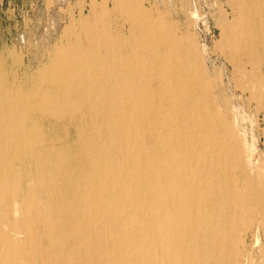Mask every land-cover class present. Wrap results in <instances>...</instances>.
Segmentation results:
<instances>
[{
  "label": "bare ground",
  "instance_id": "1",
  "mask_svg": "<svg viewBox=\"0 0 264 264\" xmlns=\"http://www.w3.org/2000/svg\"><path fill=\"white\" fill-rule=\"evenodd\" d=\"M237 3L228 60L260 104L264 0ZM89 11L24 79L0 63V264H23L33 239L37 264H241L239 234L264 232V178L245 168L221 84L139 0Z\"/></svg>",
  "mask_w": 264,
  "mask_h": 264
},
{
  "label": "rangeland",
  "instance_id": "2",
  "mask_svg": "<svg viewBox=\"0 0 264 264\" xmlns=\"http://www.w3.org/2000/svg\"><path fill=\"white\" fill-rule=\"evenodd\" d=\"M237 2L238 0H139L148 16L146 17L158 18L161 14L158 20L167 21L166 24L172 26L171 31L176 36L186 39V43L195 48L197 58L203 64L201 66L207 69L210 79L221 84L222 104H225L228 112L223 113L230 118L238 134L245 168L264 178V99L257 104L235 87L236 82L242 83V80L239 81L228 60L230 54L226 48V36L223 35L225 25L236 22L232 8ZM90 3L91 0H0L2 67L17 72V76L24 79L26 75L46 65L49 57L66 42L67 32L78 28L80 22L90 17ZM110 23L113 29L123 30L124 35L130 25L116 14L111 15ZM25 70L27 74L22 75ZM63 130L61 127L56 129L58 133ZM66 132V137L71 139L74 132L71 124H67ZM1 214L0 208V216ZM19 235L17 236L20 238ZM239 236L243 237L244 244H239L238 248L244 254L238 256V261L241 264H261L263 230H259L256 223H253L249 230ZM32 242H29L31 246L28 243L26 245L27 254L23 260L26 264H37L39 260L35 255L37 241L33 239ZM29 253L31 254L28 255ZM245 257H248L247 261Z\"/></svg>",
  "mask_w": 264,
  "mask_h": 264
}]
</instances>
